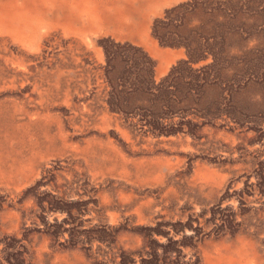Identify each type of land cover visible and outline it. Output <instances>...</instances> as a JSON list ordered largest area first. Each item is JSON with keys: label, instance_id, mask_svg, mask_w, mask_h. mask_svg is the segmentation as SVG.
<instances>
[{"label": "rangeland", "instance_id": "rangeland-1", "mask_svg": "<svg viewBox=\"0 0 264 264\" xmlns=\"http://www.w3.org/2000/svg\"><path fill=\"white\" fill-rule=\"evenodd\" d=\"M0 264H264V0H0Z\"/></svg>", "mask_w": 264, "mask_h": 264}]
</instances>
